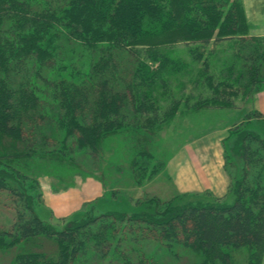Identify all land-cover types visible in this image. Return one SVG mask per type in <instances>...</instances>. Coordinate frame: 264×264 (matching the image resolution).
<instances>
[{"label":"trees","instance_id":"16d2710c","mask_svg":"<svg viewBox=\"0 0 264 264\" xmlns=\"http://www.w3.org/2000/svg\"><path fill=\"white\" fill-rule=\"evenodd\" d=\"M248 30L242 0H0V191L19 202L13 226L0 229V251L18 249L13 264H109L106 253H86H100L105 229L132 223L169 251L200 253L199 264H233L242 248L249 249L247 264H263L264 115L257 109L223 140L230 184L222 197H146L131 214L87 211L57 229L40 216L43 192L29 193L26 183H36L33 160L73 162L81 149L97 154L105 137L127 129L139 143L134 154H144L138 147L151 139L144 134L181 106L166 76L186 71L188 62L171 55L169 43L182 41L201 63L191 81L209 91L193 107L232 106L243 88L256 96L264 89V37ZM223 43L234 55L219 76L208 75L205 51ZM166 96L172 102L162 109ZM43 237L56 241V253L27 249Z\"/></svg>","mask_w":264,"mask_h":264},{"label":"rangeland","instance_id":"374dc122","mask_svg":"<svg viewBox=\"0 0 264 264\" xmlns=\"http://www.w3.org/2000/svg\"><path fill=\"white\" fill-rule=\"evenodd\" d=\"M166 46H169L167 49L170 50L171 55L183 58L188 62L186 71L166 76L169 95L172 99L181 101L179 111L167 119L160 128L154 132H149L150 136L144 134L145 139H151L145 146L138 147V149L145 151L142 155L134 154L135 146L139 145L136 137H134L135 129H127L121 131L122 133L105 137L101 150L97 154L81 149L75 154L73 162L69 159L64 162L33 160L32 166L35 164L37 166L34 171L31 172L30 170L29 173L36 179V183L26 182L29 186V193L34 195L40 191L43 194L51 192L56 195L67 193L64 197L67 196L66 202L68 204L66 207L68 208L59 209V211L73 209V206L76 205L75 201H79V209L64 216V220L61 221L58 219L60 217L54 214L44 200L42 205L38 206L43 220L52 223L57 229H62L68 221L82 217L87 211L100 214L117 209L131 214L138 208V202L143 204L146 197L165 199L183 194L185 200L209 198L205 196V193L182 191L174 193L172 191L174 182L171 179V172L167 170V165L170 163L176 168L178 166L186 167L188 162L187 160H180V151L186 143L193 141V139L204 136L208 141L206 146L216 149L217 147L211 140L212 134L216 133L219 136L224 134L229 125L237 131L242 129L241 126L238 127V124L242 121L247 122V115L251 114L254 109L252 107L256 106V96L254 91L249 93L247 89L243 88L235 95L232 106L193 107L199 97L198 93L203 90L205 93L209 91L208 86L201 89L198 87L199 85L195 86L191 81L201 73V63L194 62L189 55L188 45L182 41L169 43ZM144 48L138 47L136 49L143 52ZM233 55L234 48H231L229 44H217L213 49L209 46L208 50L205 51V58L210 64L208 75L219 76L224 61H229ZM77 65L81 68L80 63ZM168 96L162 99L160 104L162 109L168 108L172 102L167 98ZM250 108L252 110L248 111ZM130 114L133 116L134 113L131 112ZM254 120L259 123H252L254 127H261L260 123H263V120L253 119L252 122ZM135 160L139 163L137 164ZM93 183L94 185L91 186ZM76 190H82L85 196L87 195L81 206V196L80 194L78 196ZM90 198L93 199L90 200ZM233 199V192H230L227 200L232 202ZM18 203V200H15L8 191H0V229L7 230L13 226L19 209ZM93 206L95 210H93ZM116 225L115 229H105L104 233L107 239L101 243L100 253L96 251V254L92 251L86 255L92 254L99 257L101 253H106L108 257H111L109 264H123L122 259L124 258H129L133 264H137V257L141 254H144V257L149 261L153 260L152 264L200 263L202 258L200 253L182 246H176V250L169 251L165 248L163 240L154 239L147 235L149 229L146 227H132V223ZM120 239L121 241H119ZM58 247L56 241L45 237L27 245L28 250H38L46 252V254L56 253ZM114 249L116 250L114 251ZM17 253L18 249L16 248L10 251H0V264H13ZM248 254V248L235 250L233 252V264H247ZM102 264H107V262Z\"/></svg>","mask_w":264,"mask_h":264},{"label":"crops","instance_id":"0c3cea01","mask_svg":"<svg viewBox=\"0 0 264 264\" xmlns=\"http://www.w3.org/2000/svg\"><path fill=\"white\" fill-rule=\"evenodd\" d=\"M243 10L247 23L249 24L248 34L252 37H264V0H242ZM256 106L252 109H257L264 115V89L260 90L256 97ZM255 105V104H254ZM250 108V111L252 110ZM231 126L227 127L226 132L222 135L216 133L211 135V140L214 142L216 149L206 146L208 141L206 137L202 136L193 139L186 143L180 151V160H187V166L167 165V170L171 172L172 191L186 192V193H210L216 197L226 195L229 189L230 178L225 171V159L223 153V140L229 134ZM219 132V133H221ZM206 136V134H205ZM219 136V138H218ZM94 183L91 185L93 186ZM99 188V187H97ZM73 190V189H72ZM175 190V191H174ZM78 196L80 194V206L85 201V194L82 190H76ZM64 194H52L45 192L43 194L44 200L51 207L54 214L58 217H64L71 214L73 211L79 209V201H75L76 205L69 208L68 211L64 210L68 202ZM97 196V195H96ZM95 198V197H93ZM93 198H90L93 199Z\"/></svg>","mask_w":264,"mask_h":264}]
</instances>
